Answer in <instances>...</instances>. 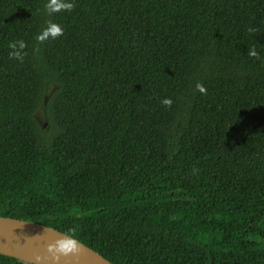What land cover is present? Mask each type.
<instances>
[{
  "label": "trees",
  "instance_id": "trees-1",
  "mask_svg": "<svg viewBox=\"0 0 264 264\" xmlns=\"http://www.w3.org/2000/svg\"><path fill=\"white\" fill-rule=\"evenodd\" d=\"M0 216L264 264V0H0Z\"/></svg>",
  "mask_w": 264,
  "mask_h": 264
},
{
  "label": "water",
  "instance_id": "water-1",
  "mask_svg": "<svg viewBox=\"0 0 264 264\" xmlns=\"http://www.w3.org/2000/svg\"><path fill=\"white\" fill-rule=\"evenodd\" d=\"M36 119L42 127L47 126L42 111ZM0 254L28 264H113L85 243L56 229L2 216Z\"/></svg>",
  "mask_w": 264,
  "mask_h": 264
},
{
  "label": "clouds",
  "instance_id": "clouds-1",
  "mask_svg": "<svg viewBox=\"0 0 264 264\" xmlns=\"http://www.w3.org/2000/svg\"><path fill=\"white\" fill-rule=\"evenodd\" d=\"M55 2H56V0H52V3H53V4H55ZM67 7H71V6L68 5ZM252 55H255V53L253 52ZM197 87L199 88L200 91H203V88H202V87H200L199 85H198ZM162 103H163L164 105H168V106H170L172 102H171V100H169V99H165V100L162 101Z\"/></svg>",
  "mask_w": 264,
  "mask_h": 264
},
{
  "label": "rangeland",
  "instance_id": "rangeland-1",
  "mask_svg": "<svg viewBox=\"0 0 264 264\" xmlns=\"http://www.w3.org/2000/svg\"><path fill=\"white\" fill-rule=\"evenodd\" d=\"M256 222H257V219H255V220H254L252 223H254V224H255Z\"/></svg>",
  "mask_w": 264,
  "mask_h": 264
}]
</instances>
